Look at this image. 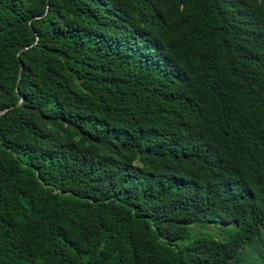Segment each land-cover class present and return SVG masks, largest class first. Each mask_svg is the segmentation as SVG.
Segmentation results:
<instances>
[{"label": "trees", "instance_id": "1", "mask_svg": "<svg viewBox=\"0 0 264 264\" xmlns=\"http://www.w3.org/2000/svg\"><path fill=\"white\" fill-rule=\"evenodd\" d=\"M4 109L0 264H264V0H0Z\"/></svg>", "mask_w": 264, "mask_h": 264}, {"label": "clouds", "instance_id": "2", "mask_svg": "<svg viewBox=\"0 0 264 264\" xmlns=\"http://www.w3.org/2000/svg\"><path fill=\"white\" fill-rule=\"evenodd\" d=\"M263 180V179H262ZM261 180V181H262ZM260 181V182H261ZM178 186H180V188H183L184 190H188V193H190V194H193L194 192H196V191H198V188L194 185V183L192 182V181H189L188 182V184H186V185H184V186H181L180 184H178V183H176ZM258 185V187H259V193H262V192H264V184H262V183H259V184H257ZM240 189H241V191H242V194L244 193V191H245V189H246V191L250 194V191H249V189H248V187H246L245 186V182H243L242 184H241V186H240ZM243 196H244V194H243ZM218 226H220V227H225V228H231V227H234V228H237V225H230V224H228V223H225L224 225H222L221 223H216ZM209 226H213V227H215L218 231H219V233H221V235L222 236H224L223 235V233H222V231L215 225V224H211V225H209ZM225 237V236H224ZM215 240V239H214ZM225 240V239H224ZM224 240H221V241H224ZM258 244L260 245V247H256L255 248V250H254V252L256 253V254H258V255H263L264 254V239L263 238H260V239H258Z\"/></svg>", "mask_w": 264, "mask_h": 264}, {"label": "rangeland", "instance_id": "3", "mask_svg": "<svg viewBox=\"0 0 264 264\" xmlns=\"http://www.w3.org/2000/svg\"><path fill=\"white\" fill-rule=\"evenodd\" d=\"M191 233L192 234H196V233L203 234L206 237H209V238H212L215 240H224L225 239V237L222 236L221 233H219V231L213 226H208L204 232L201 231L200 227H196V228L191 230Z\"/></svg>", "mask_w": 264, "mask_h": 264}, {"label": "water", "instance_id": "4", "mask_svg": "<svg viewBox=\"0 0 264 264\" xmlns=\"http://www.w3.org/2000/svg\"><path fill=\"white\" fill-rule=\"evenodd\" d=\"M6 111V109L0 111V115L3 114Z\"/></svg>", "mask_w": 264, "mask_h": 264}]
</instances>
